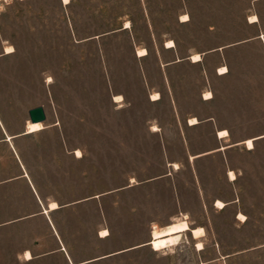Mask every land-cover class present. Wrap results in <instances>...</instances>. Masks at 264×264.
<instances>
[{
    "label": "rangeland",
    "instance_id": "obj_1",
    "mask_svg": "<svg viewBox=\"0 0 264 264\" xmlns=\"http://www.w3.org/2000/svg\"><path fill=\"white\" fill-rule=\"evenodd\" d=\"M262 33L264 0H0V264H264Z\"/></svg>",
    "mask_w": 264,
    "mask_h": 264
},
{
    "label": "bare ground",
    "instance_id": "obj_2",
    "mask_svg": "<svg viewBox=\"0 0 264 264\" xmlns=\"http://www.w3.org/2000/svg\"><path fill=\"white\" fill-rule=\"evenodd\" d=\"M64 3H67L69 2L70 0H62ZM188 19V14L187 13H183L181 15V20H187ZM249 20L251 22H254V21H257L258 20V16L256 14H252L249 16ZM128 22V21H127ZM174 45V41L172 39H169L166 41V46L167 47H171ZM13 48L11 45H8L6 47V51H12ZM146 48H139L137 53L139 55H144L146 54ZM201 59V54L200 53H193L191 55V60L192 61H199ZM223 69V71H222ZM227 71V66L226 65H222L218 68V72L219 73H225ZM158 92H154L151 96H152V99H156L158 98ZM121 95H115V98H118L120 97ZM204 98H210L212 97V92L210 90H207L204 92L203 94ZM199 122L198 118L196 116H192L189 118V123L190 124H194V123H197ZM42 127V123L41 121H36V122H32L31 120L28 121L27 123V131H32V130H37V129H40ZM218 135L220 137H224V136H227L228 135V130L227 129H220L218 132ZM9 137V136H8ZM245 143L247 144V147L248 148H251L253 147V139L252 138H246L245 140ZM251 142V143H249ZM81 151L80 149H76V153L79 154ZM228 176L230 178V180H233L235 177H236V173L233 169H228ZM217 207H224L225 205V202L221 199H216V204H215ZM58 207V204L56 201H51L50 202V209H53V208H56ZM45 211H47V209L45 208L44 209ZM239 219H244L245 218V215L242 213V212H239L238 213V216H237ZM184 225L186 224L187 227H179L177 230L175 231H168V228L170 227V225ZM153 225H156L157 226V230L160 232V235L159 236H156L153 234ZM152 225V228H151V239L149 240V244L151 245V247L155 250H158V249H165V248H170L176 244H178L181 240V237H182V234L187 231V230H190L193 234L194 237H197L200 235L201 231H198V230H202V227H191L190 226V223L189 221L184 217L182 219H179V220H176V221H172V222H169L167 224H164V225H157L156 223H154ZM108 234V229L107 228H104L101 230V235H107ZM162 241L161 243V246L159 248H156L154 246V241ZM202 242L201 241H198L197 242V247L198 248H202ZM27 254H30L29 250L26 251Z\"/></svg>",
    "mask_w": 264,
    "mask_h": 264
},
{
    "label": "water",
    "instance_id": "obj_3",
    "mask_svg": "<svg viewBox=\"0 0 264 264\" xmlns=\"http://www.w3.org/2000/svg\"><path fill=\"white\" fill-rule=\"evenodd\" d=\"M178 59L179 58H177V60ZM28 114H29V119L32 122L43 121L46 118L45 110H44V107L42 105H37V106L31 107L28 110Z\"/></svg>",
    "mask_w": 264,
    "mask_h": 264
},
{
    "label": "snow or ice",
    "instance_id": "obj_4",
    "mask_svg": "<svg viewBox=\"0 0 264 264\" xmlns=\"http://www.w3.org/2000/svg\"><path fill=\"white\" fill-rule=\"evenodd\" d=\"M222 71H223V69H222ZM249 143H251V142H249ZM187 227V225L186 224H184V225H170V227L168 228V231H175V230H177L179 227ZM153 234L154 235H156V236H159L160 235V232L157 230V226L156 225H153ZM198 231H202V230H198ZM154 243V246L156 247V248H159L160 246H161V243H162V241H154L153 242Z\"/></svg>",
    "mask_w": 264,
    "mask_h": 264
},
{
    "label": "crops",
    "instance_id": "obj_5",
    "mask_svg": "<svg viewBox=\"0 0 264 264\" xmlns=\"http://www.w3.org/2000/svg\"><path fill=\"white\" fill-rule=\"evenodd\" d=\"M262 35H264V33H262ZM191 59V58H190ZM220 74H222V73H220ZM205 99H207V98H205ZM198 123V122H197ZM190 124V123H189ZM194 124H196V123H194ZM222 129H226V128H222ZM220 129H218L217 130V132L219 131ZM217 135H218V133H217ZM262 136V135H261ZM218 137H220L219 135H218ZM225 137V136H224ZM220 138H223V137H220ZM63 250L65 249L64 248V246H63V248H62ZM66 255H67V258L70 260V263L71 264H81V263H85V262H89V261H91V260H88V261H84V262H77V263H73L72 262V260H71V258H70V256H69V254L68 253H66Z\"/></svg>",
    "mask_w": 264,
    "mask_h": 264
},
{
    "label": "trees",
    "instance_id": "obj_6",
    "mask_svg": "<svg viewBox=\"0 0 264 264\" xmlns=\"http://www.w3.org/2000/svg\"><path fill=\"white\" fill-rule=\"evenodd\" d=\"M2 118V117H1ZM43 196V195H42ZM41 198V197H40ZM58 208H60V207H56V208H54V209H58ZM56 228H57V226H56ZM71 258V257H70Z\"/></svg>",
    "mask_w": 264,
    "mask_h": 264
}]
</instances>
